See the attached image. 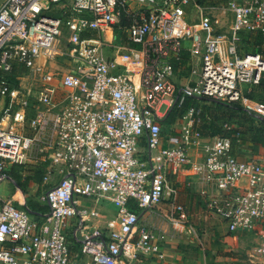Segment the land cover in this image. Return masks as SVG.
Here are the masks:
<instances>
[{"label": "built area", "instance_id": "obj_1", "mask_svg": "<svg viewBox=\"0 0 264 264\" xmlns=\"http://www.w3.org/2000/svg\"><path fill=\"white\" fill-rule=\"evenodd\" d=\"M67 2L69 16L50 14ZM217 11L231 16L228 34L213 29ZM112 33L129 46L115 47ZM242 34L259 35L260 51H239ZM187 42L194 79L178 86L172 63ZM263 75L264 0H225L221 8L195 0H2L0 178L9 165L41 159L58 184L40 195L49 212L38 220L24 205L1 202L0 264H130L158 254L167 231L137 227L128 204L139 212L165 196L174 204L167 173L182 168L213 187L207 211L228 233L253 237L247 264H264V160L238 161L228 138L200 143L198 106L184 108L166 145L160 123L193 99L239 104L264 121V104L243 90ZM88 198L117 206V226L107 236L84 232L87 214L79 208ZM173 211L187 220L182 206ZM75 217L71 257L66 232Z\"/></svg>", "mask_w": 264, "mask_h": 264}, {"label": "crops", "instance_id": "obj_2", "mask_svg": "<svg viewBox=\"0 0 264 264\" xmlns=\"http://www.w3.org/2000/svg\"><path fill=\"white\" fill-rule=\"evenodd\" d=\"M1 1L2 0H0V2ZM115 35L116 33L114 34L112 33V37H111V40L114 43L116 41ZM106 36L108 39H110L109 38L110 35L106 34ZM183 85H178V86H183ZM252 89L253 88H250V89L243 88L244 93H248ZM198 100L199 99L188 100V103L199 107L200 105L198 104H200L204 100H201V101L200 100L198 101ZM206 100H209V99H206ZM164 118L160 121L161 129H162V137L164 138L162 145H166L167 137H169L170 135H173L174 133H177V128L175 129V125H174L177 122V119L172 125H169L165 122ZM195 130L197 131L200 140L208 138L207 136L200 134L199 132L200 130L198 127ZM263 139H264V135H263ZM232 153L238 161L262 162L264 160V144L263 145L262 144H252L247 141L242 142V141L236 140L235 143L232 142ZM138 154H137V157L140 156V158L138 157V159L141 161L146 160L148 158V152L146 150L145 139L139 140ZM9 167H11V165L7 166L6 169L8 170ZM5 177L0 178V187L4 184L6 179H9V181H11L8 175ZM167 179L170 182V185L175 189V193H176L175 201H174L175 203L174 204L172 203V199L170 197L165 196L163 200L156 206L148 210L138 212L137 227H143L146 229L159 228L163 231H167L169 238L162 245V247L160 248V252L158 254L151 256V257H143V256L138 255L133 259L129 258L130 264H183L186 261L185 259L186 256L184 252H182L181 249L182 248L187 249V246H195L194 244L195 239H193L194 237L192 233L193 226L191 225L187 226L186 224L192 221L193 218H196L203 214H208L209 216L216 218L215 216L211 215L207 211V202L210 199V197L215 193L211 185L200 181L187 168L179 169L175 173L169 170L167 173ZM29 185L30 184L28 183L27 186ZM13 186H15L14 183H13ZM8 192L9 193L6 195L0 194V204L3 200L10 199L14 202V205L17 207H21L22 205H24L25 207L28 206L27 203H25L24 201V198H23V195L20 189L16 187L15 192H11V191H8ZM37 197L38 198H37L36 203H34L33 206L31 207V208H34L35 211L38 210L39 207L43 206V203L39 201L40 196H37ZM102 201L106 204L108 203L109 205H113L115 207V210L107 211L105 209H97L95 207H92L93 208L92 212H95L97 214V217L95 218H98V219L90 224L84 223V226H85L84 232L91 233L92 229L96 228L97 231L100 232L102 235L107 236L110 230H113L116 228L117 226L116 212L118 209L117 206L107 200H102ZM175 205H180L184 208L186 215H187V220L185 222H180L176 219L177 214L173 211V208ZM30 215H32L33 219L35 220H38V218H41L43 216V215H37V214H30ZM85 218H86V221L89 219L87 215ZM76 219L78 222L79 221L78 218ZM216 219L219 220L218 218ZM73 220L74 219L71 218L68 221L69 230L74 229ZM220 225H222L224 229L226 228L224 223L220 222ZM226 232H227V229H226ZM239 234H242V233H239ZM136 235L137 233L135 232L134 238H136ZM183 244L185 245L184 247H182ZM70 248H71V257H74L75 255L74 252L77 250V248L74 247V250H73V246H71ZM78 260L80 262L84 260V257L80 256ZM229 260H232V259L218 257L216 258L215 262H219V261L223 262V261H229Z\"/></svg>", "mask_w": 264, "mask_h": 264}, {"label": "rangeland", "instance_id": "obj_3", "mask_svg": "<svg viewBox=\"0 0 264 264\" xmlns=\"http://www.w3.org/2000/svg\"><path fill=\"white\" fill-rule=\"evenodd\" d=\"M199 1V0H195ZM208 3L206 4L208 6H213L216 8H221L225 0H208ZM137 7H142L140 4H136ZM70 3L67 2L64 4V6H60L57 8H53L50 10L51 15L55 16H69L70 15ZM66 11V12H64ZM186 22L187 23H193L192 19L193 17H189L187 15ZM230 24H231V16L229 14H223L220 11H217L214 13V19L212 20V26L216 33L220 34H228L230 32ZM109 35V34H108ZM121 35L117 34V38H119ZM121 38V37H120ZM203 38V35H202ZM123 41V40H122ZM241 41V39H240ZM113 45L115 47H122V46H129L127 43L115 41L113 42ZM189 43H185L184 47H188ZM244 48L250 49L249 46H245ZM242 50H244L242 48ZM115 50L112 51V53ZM240 51V48H239ZM242 52V51H241ZM116 55H120L121 57L127 56L126 51H116ZM105 55L107 56L106 52ZM191 62L189 61L188 64L183 65L181 68H179L176 73H174V81L178 85H183L188 82H192L194 79L191 77L190 71H191ZM62 71H65V67H59ZM243 88H248L247 85H243ZM253 90V89H252ZM245 94V93H244ZM248 98V97H247ZM251 99V98H250ZM254 102L260 103L261 100H263L262 96L254 92V97H252ZM257 100V101H256ZM203 102V103H202ZM200 104L201 109L204 111L206 107H209L212 105V102L210 100H204ZM264 104V103H262ZM165 107H161L159 109V113H164ZM199 127V126H197ZM196 127V128H197ZM195 134L198 135L197 131L195 130ZM213 138V137H211ZM207 139H199L200 143H203L207 141ZM139 155V154H138ZM140 158V156H138ZM47 165L45 161L38 160L34 164H30L24 167L23 170H21V175L31 176V181L29 182V186L25 187V191L22 190L21 193L23 195L25 203L31 207L34 203L37 201V196H40L42 192H45L52 186H56L58 184V181L56 180L55 176H52L53 174L47 176ZM5 176L8 175L7 169L4 173ZM9 177V176H8ZM7 178V177H5ZM15 192L16 187L13 186V183L9 181V179H6L4 184L0 187V194H8L9 192ZM10 200V199H6ZM101 201V202H99ZM98 202H95L94 199L88 198V199H82L80 210H83L86 212L89 219L85 222V224L93 223L98 218L92 217L90 215L92 211V207H95L97 209H105L107 211H114L115 207L113 205H109L108 203H104L102 200H99ZM38 203V202H37ZM30 220H33L32 215H29ZM197 218V219H196ZM196 218H193L192 221L187 223L186 225L193 226L192 233H193V239H195V246H187V249L182 248V252L185 254L186 261L185 264H247V253L253 246V237L247 233L244 232H238L234 234H227L226 229L220 225V222L224 223L222 220H217L216 218L209 216L208 214H203L201 216H198ZM220 221V222H219ZM74 225L77 222L76 217L73 220ZM225 224V223H224ZM73 225V226H74ZM226 226V224H225ZM242 233V234H239ZM68 243L70 244V247L72 246L73 240L71 239V230H67L66 232ZM80 240V239H78ZM185 245L183 244L182 247ZM74 250V247H73ZM223 257V258H229L232 260L229 261H219L215 262L216 258ZM183 263V264H184Z\"/></svg>", "mask_w": 264, "mask_h": 264}, {"label": "trees", "instance_id": "obj_4", "mask_svg": "<svg viewBox=\"0 0 264 264\" xmlns=\"http://www.w3.org/2000/svg\"><path fill=\"white\" fill-rule=\"evenodd\" d=\"M208 0H199L196 1L199 4H211L207 2ZM60 17V15H59ZM121 37V38H120ZM119 38H116V41L123 42V35L121 34ZM261 44V37L257 34H242L240 41V51L242 52H259ZM245 46H249L250 49L244 48ZM133 47V46H131ZM242 48L244 50H242ZM189 52L186 47H184L181 51L179 59L177 61H173L174 72L181 68L183 65L188 64ZM253 90H250L248 93H245V96L248 98L254 97V92L263 96V100L260 103H264V75L261 77L257 86L252 87ZM205 100V99H199ZM198 100V101H199ZM253 100V99H252ZM197 101V102H198ZM257 101V100H256ZM190 104L188 101L182 106L181 109H177L174 107L170 112L167 113L164 120L167 124L172 125L176 119H178L182 113L184 108L188 107ZM192 105V104H191ZM196 106V105H195ZM200 107V106H199ZM201 109V107H200ZM202 113V121L199 127V132L201 135L211 137H222L228 138L232 142L242 141V142H250L252 144H264V121L260 120L256 115L246 111L239 104H228L222 102L212 101V105L206 107ZM226 127V128H224ZM237 137V139H236ZM25 167V166H24ZM22 166L11 165L7 170L8 176L11 181L15 184V186L25 191V187L31 181V176L21 175V170L24 169ZM129 208L132 212L138 214V209L134 207L132 202H129ZM36 206V205H35ZM30 214L37 215H45L49 212V208L47 205L43 204V206L39 207L38 210H34V208L26 207Z\"/></svg>", "mask_w": 264, "mask_h": 264}, {"label": "water", "instance_id": "obj_5", "mask_svg": "<svg viewBox=\"0 0 264 264\" xmlns=\"http://www.w3.org/2000/svg\"><path fill=\"white\" fill-rule=\"evenodd\" d=\"M260 120H262V119H260Z\"/></svg>", "mask_w": 264, "mask_h": 264}]
</instances>
